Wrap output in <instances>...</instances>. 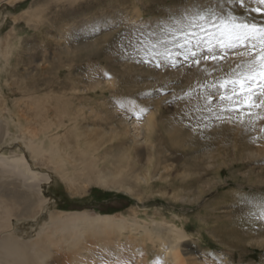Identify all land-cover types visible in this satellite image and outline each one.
I'll return each mask as SVG.
<instances>
[{
    "label": "rangeland",
    "instance_id": "rangeland-1",
    "mask_svg": "<svg viewBox=\"0 0 264 264\" xmlns=\"http://www.w3.org/2000/svg\"><path fill=\"white\" fill-rule=\"evenodd\" d=\"M182 2L24 0L14 6L3 4L0 37L11 27L16 33L8 62L0 56L1 87L9 108L23 122L28 115L19 112L15 101L25 96H32L37 106L57 104L58 113L64 107L81 105L92 117L94 109L100 113L99 118L90 117L88 123H104L121 133L122 120L142 124L146 112L155 114L152 142L163 153L161 158L166 157L169 165L173 163L167 172L171 182H155L154 190L165 189V195L146 192L139 202L122 190L97 184L90 185L83 194L71 195L55 177L43 186L49 200L47 208L53 210L60 205L93 213L120 211L127 216L137 211L143 218L165 215L177 222L175 216H179L191 234L186 253L192 252L191 258H196L190 264H219L214 257L221 255L233 264H264V222L243 216L234 196L264 193V108L252 109L256 114L252 117L235 113L234 119H229L224 114L223 120L213 119L205 110V96L212 90L204 86L231 77L233 69L249 57L238 54L243 49H229L222 61H201L197 66L181 57L175 67L165 60L156 67L155 63L138 62L144 56L130 43L137 38L133 35L134 25H140L142 18L149 22L142 31H159L156 18L165 15L162 9ZM189 2L212 3L221 11L231 8L238 15H246L248 21L264 20V14H244L237 0ZM256 6L249 0L247 7ZM31 8H36L39 16L34 21L14 20L16 14ZM95 24H100L101 30L92 31ZM125 47L129 55H124ZM16 74L20 82L14 80ZM222 92L212 95L209 107L214 111L227 106L226 101L220 102ZM140 108L148 111L141 114ZM249 120L255 123L246 130ZM136 135L142 138L137 139V150L144 151L141 127ZM15 149L17 143L11 139L0 145L5 153ZM47 208L41 220L47 219ZM37 222L29 217L15 220L18 233L25 237L36 233Z\"/></svg>",
    "mask_w": 264,
    "mask_h": 264
},
{
    "label": "bare ground",
    "instance_id": "bare-ground-1",
    "mask_svg": "<svg viewBox=\"0 0 264 264\" xmlns=\"http://www.w3.org/2000/svg\"><path fill=\"white\" fill-rule=\"evenodd\" d=\"M21 1L0 0V6ZM37 15V9L31 8L16 14L14 20L34 21ZM15 33L11 27L0 37L5 63ZM14 80H19L17 74ZM1 86L0 81V145L11 139L17 149L0 151V264H100L98 253L104 255L105 264H190L195 260L192 252L186 253L191 234L179 216H175L177 222L165 215L143 218L137 211L127 216L120 211L47 208L43 186L56 178L71 195L85 193L92 184L122 190L139 202L146 192L165 195V189L155 191L154 186L157 181L171 182L167 172L173 163L161 158L163 153L152 142L153 111L146 112L142 124L122 120L121 133L104 123H88L91 116L84 106H63L58 113L57 104L37 106L32 96H25L15 101L19 112L28 115L23 122L9 108ZM93 110L92 117L99 118L100 113ZM140 127L145 137L143 153L137 150ZM45 208L48 217L41 220ZM25 217L39 220L36 233L29 237L21 236L15 223Z\"/></svg>",
    "mask_w": 264,
    "mask_h": 264
},
{
    "label": "snow or ice",
    "instance_id": "snow-or-ice-1",
    "mask_svg": "<svg viewBox=\"0 0 264 264\" xmlns=\"http://www.w3.org/2000/svg\"><path fill=\"white\" fill-rule=\"evenodd\" d=\"M253 2L258 6L247 7L249 0H237L244 14H264V0ZM162 11L165 15L156 18L159 31H142L149 23L143 21V18L140 25H134L133 35L137 38L130 43L144 56L138 62L155 63L159 67L160 61L165 60L175 67L177 60L182 57L184 62L199 66L201 61H222L229 49H243L238 54L249 59L237 65L231 77L204 86L212 90L205 96V110L211 113L213 119L223 120L224 114H228L229 119H234L232 114L235 113L242 117H252L256 115L252 109L264 108V20L248 21L246 15H238L231 8L221 11L215 4L203 5L189 0H183L175 7L167 6ZM112 26L114 25H106ZM101 27L100 24H95L92 31H99ZM217 48L220 49L219 52L216 51ZM122 51L124 55H129L126 47ZM220 90H223L219 97L220 102L223 104L226 101L227 106L219 108L217 112L209 105L212 95ZM119 106L123 107V103ZM147 110L140 108L139 112L142 114ZM241 123L244 121L241 120ZM254 123L249 120L246 130H251ZM234 196L243 216L264 222V193H234ZM98 255L100 264H105L104 255ZM214 259L219 264H233L232 261H225L222 255ZM116 264L121 262L117 261Z\"/></svg>",
    "mask_w": 264,
    "mask_h": 264
},
{
    "label": "trees",
    "instance_id": "trees-1",
    "mask_svg": "<svg viewBox=\"0 0 264 264\" xmlns=\"http://www.w3.org/2000/svg\"><path fill=\"white\" fill-rule=\"evenodd\" d=\"M62 207V206H61ZM67 209V208H66Z\"/></svg>",
    "mask_w": 264,
    "mask_h": 264
}]
</instances>
